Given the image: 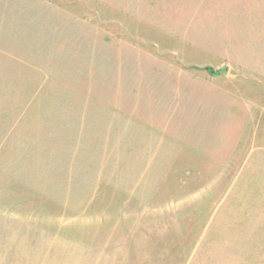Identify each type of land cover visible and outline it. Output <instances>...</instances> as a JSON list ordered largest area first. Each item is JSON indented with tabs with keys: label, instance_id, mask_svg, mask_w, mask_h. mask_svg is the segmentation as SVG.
I'll return each mask as SVG.
<instances>
[{
	"label": "rangeland",
	"instance_id": "374dc122",
	"mask_svg": "<svg viewBox=\"0 0 264 264\" xmlns=\"http://www.w3.org/2000/svg\"><path fill=\"white\" fill-rule=\"evenodd\" d=\"M0 264H264V0H0Z\"/></svg>",
	"mask_w": 264,
	"mask_h": 264
}]
</instances>
